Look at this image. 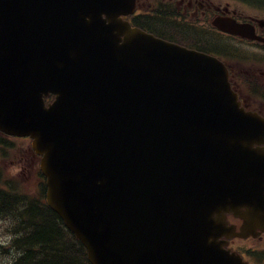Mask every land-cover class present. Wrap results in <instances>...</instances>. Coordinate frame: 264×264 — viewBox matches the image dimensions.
Returning a JSON list of instances; mask_svg holds the SVG:
<instances>
[{"label": "water", "instance_id": "obj_1", "mask_svg": "<svg viewBox=\"0 0 264 264\" xmlns=\"http://www.w3.org/2000/svg\"><path fill=\"white\" fill-rule=\"evenodd\" d=\"M135 8L0 0V130L33 139L47 203L92 264H246L221 238L228 213L239 236L264 213V120L222 62L121 17Z\"/></svg>", "mask_w": 264, "mask_h": 264}, {"label": "flooded vegetation", "instance_id": "obj_2", "mask_svg": "<svg viewBox=\"0 0 264 264\" xmlns=\"http://www.w3.org/2000/svg\"><path fill=\"white\" fill-rule=\"evenodd\" d=\"M122 17L159 39L224 63L241 106L264 119V0H137L135 11ZM259 139L254 146L264 149V135ZM0 158L11 164L9 183L0 191L46 190L41 156L34 152L30 138L11 137L0 131ZM19 180L23 181L21 186ZM250 200L264 211V195ZM226 221L234 233H242L244 218L229 213ZM256 225L245 236L221 238L224 248L247 264H264V213Z\"/></svg>", "mask_w": 264, "mask_h": 264}, {"label": "trees", "instance_id": "obj_3", "mask_svg": "<svg viewBox=\"0 0 264 264\" xmlns=\"http://www.w3.org/2000/svg\"><path fill=\"white\" fill-rule=\"evenodd\" d=\"M7 191H0V221L6 225L4 234L12 237L11 244L0 245L6 260L13 264H91L86 247L48 206L44 191H38L41 196Z\"/></svg>", "mask_w": 264, "mask_h": 264}, {"label": "rangeland", "instance_id": "obj_4", "mask_svg": "<svg viewBox=\"0 0 264 264\" xmlns=\"http://www.w3.org/2000/svg\"><path fill=\"white\" fill-rule=\"evenodd\" d=\"M9 168H11V164H10L9 160L0 158V178L1 179H8L9 178L8 176L11 173V170H9ZM19 181H20V183H19L20 185L19 186H21V184H22L23 181L22 180H19ZM0 184L1 185H4V183L1 182V181H0ZM30 184H32V183H30ZM5 227H6L5 223L2 222V221H0V239L7 238V236L4 234V228ZM11 241H12V239L9 240V241H7V243H0V245H6V246H8L9 244H11ZM6 258H7V255H4L3 254V249L0 248V260H5L6 261Z\"/></svg>", "mask_w": 264, "mask_h": 264}, {"label": "clouds", "instance_id": "obj_5", "mask_svg": "<svg viewBox=\"0 0 264 264\" xmlns=\"http://www.w3.org/2000/svg\"><path fill=\"white\" fill-rule=\"evenodd\" d=\"M11 236H8L7 238H5V239H0V243H7V241H9V240H11ZM17 256H19V255H23V253L22 252H16L15 253ZM0 264H13V261L11 260V259H9V260H0Z\"/></svg>", "mask_w": 264, "mask_h": 264}]
</instances>
